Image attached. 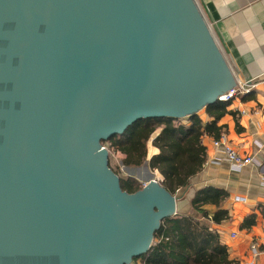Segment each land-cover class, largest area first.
<instances>
[{
  "label": "water",
  "instance_id": "1",
  "mask_svg": "<svg viewBox=\"0 0 264 264\" xmlns=\"http://www.w3.org/2000/svg\"><path fill=\"white\" fill-rule=\"evenodd\" d=\"M236 83L196 0H0V264H133L179 197L103 142Z\"/></svg>",
  "mask_w": 264,
  "mask_h": 264
},
{
  "label": "crops",
  "instance_id": "2",
  "mask_svg": "<svg viewBox=\"0 0 264 264\" xmlns=\"http://www.w3.org/2000/svg\"><path fill=\"white\" fill-rule=\"evenodd\" d=\"M237 82L251 84L248 93L233 97L227 113L218 121L223 126L220 137L241 156L253 160L235 169L220 148L212 145L211 136L204 135L206 160L187 185L178 189L176 216L196 215L190 200L195 191L212 186L226 193L220 206L204 204L207 217L201 218L227 247L233 264H264V0H198ZM203 122L211 120L203 110ZM147 141L148 158L133 168L135 178L145 182L162 175L148 166L151 155L158 150ZM150 146V148H149ZM218 209L227 217L213 221ZM255 245L257 253L252 254Z\"/></svg>",
  "mask_w": 264,
  "mask_h": 264
},
{
  "label": "trees",
  "instance_id": "3",
  "mask_svg": "<svg viewBox=\"0 0 264 264\" xmlns=\"http://www.w3.org/2000/svg\"><path fill=\"white\" fill-rule=\"evenodd\" d=\"M230 101L217 99L204 109L211 120L203 122L198 114L185 118H142L121 134L104 141L109 148L123 154L121 164L125 168H137L146 162L147 141L159 129L151 143L157 152L149 158L148 166L162 175L161 185L174 194L183 188L189 179L201 171L206 160L204 135L218 138L223 126L218 125L225 115ZM103 142V143H104ZM132 175L120 178L121 188L134 192L141 188ZM226 193L212 186L197 189L190 200L196 215H181L162 221L156 230L152 244L147 252L133 258L136 264H233L229 259L227 247L219 241L201 218L207 217L204 204L217 207L225 199ZM227 217V212L218 209L211 216L213 221Z\"/></svg>",
  "mask_w": 264,
  "mask_h": 264
},
{
  "label": "built area",
  "instance_id": "4",
  "mask_svg": "<svg viewBox=\"0 0 264 264\" xmlns=\"http://www.w3.org/2000/svg\"><path fill=\"white\" fill-rule=\"evenodd\" d=\"M251 86L252 85L247 82H237L233 88L220 95L219 99L223 101H229L237 95L248 93ZM212 145L222 150V152L225 154L226 159L235 169H239L244 164L249 163L253 160L252 156H241L239 153H237L228 142H225V139L223 137L213 139ZM251 251L253 255L257 253V248L255 245L251 246Z\"/></svg>",
  "mask_w": 264,
  "mask_h": 264
},
{
  "label": "rangeland",
  "instance_id": "5",
  "mask_svg": "<svg viewBox=\"0 0 264 264\" xmlns=\"http://www.w3.org/2000/svg\"><path fill=\"white\" fill-rule=\"evenodd\" d=\"M197 3H199L198 0H196ZM201 8V7H200ZM198 114H203V110H201ZM153 135V134H152ZM151 138H153L151 136ZM149 141V140H148ZM103 146H105L107 149H108V158H109V165L110 167L115 171V173H117V175L120 177V178H127L129 177L130 175H132L134 178H135V174H133V172L135 171L133 168H125L122 164H121V159L123 157V154L118 152V151H113V149L109 148L108 146V143L107 142H104L103 143ZM147 148V146H146ZM150 148V146H149ZM151 152V151H149ZM147 150V156L146 158H148V154H150ZM151 157V156H150ZM135 175V176H134ZM136 180H138L139 182L143 181L142 179L140 178H135ZM146 182V181H145ZM144 182L142 183H139V184H143ZM137 263V262H136ZM133 262V264H136Z\"/></svg>",
  "mask_w": 264,
  "mask_h": 264
}]
</instances>
